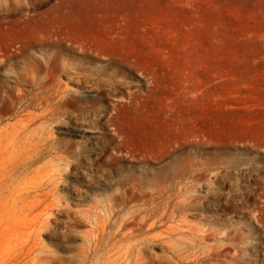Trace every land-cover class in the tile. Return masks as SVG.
<instances>
[{
    "label": "rangeland",
    "instance_id": "1",
    "mask_svg": "<svg viewBox=\"0 0 264 264\" xmlns=\"http://www.w3.org/2000/svg\"><path fill=\"white\" fill-rule=\"evenodd\" d=\"M105 1L0 0V135L40 111L20 97L74 98L54 128L72 164L39 209L0 213V264L35 243L39 264H131L114 233L158 186L174 218L149 233L141 264H264V0ZM125 18L148 69L117 72L106 46L83 41L81 25L108 32Z\"/></svg>",
    "mask_w": 264,
    "mask_h": 264
},
{
    "label": "bare ground",
    "instance_id": "2",
    "mask_svg": "<svg viewBox=\"0 0 264 264\" xmlns=\"http://www.w3.org/2000/svg\"><path fill=\"white\" fill-rule=\"evenodd\" d=\"M122 1L106 0L105 4L119 2L123 5L120 8L125 9L126 7L133 6L130 5L132 2H136L134 0ZM160 1L163 2L164 0ZM147 4L144 1L139 6L143 8ZM182 7L188 8L189 5L186 4ZM130 18L131 21L137 24L145 25L146 23V20L140 15L131 16ZM118 21H120L119 28L112 29L108 32H102V30H98L95 26L84 27L81 25L80 31L83 36V41L91 48H96L99 52L103 48L102 45L106 46L105 50H102L103 52L100 54L107 55L109 65L116 66L117 72L122 71L126 73L132 69H148L143 63L146 50L142 48L137 50L136 47L131 46L128 43L127 35L121 30L122 23H127L130 19L125 18ZM75 49H77L76 45L64 48V50L71 53H74L73 50ZM87 50H90V48ZM83 57L94 59L87 54V51L84 52ZM51 65L52 59L49 58L46 63V68H50ZM68 92L70 91H57L55 97H45L43 99L44 101L39 104L38 102L35 104L23 103L21 97L19 98V103L23 104L21 107L23 111H26L28 108H34L40 111L38 113L30 111L22 122L1 132L2 135L0 136H3L2 141L4 144L3 147H0L2 148V150L0 149L2 153L0 160V213L5 212L12 215L18 213V211L29 213L39 209L43 206L38 200L39 197H45V200L46 197H51L50 195L53 194V189L50 188V185L53 184L54 187H57L59 182H62L63 172L61 167L69 166L71 158L73 157L69 156L70 147L68 142L60 139L56 135L54 128L61 119L68 115L70 111L69 107L74 102V98ZM82 101L83 99L80 100V102ZM76 111L77 113L81 112L82 119L85 120L94 118L96 115L91 108L86 106H79ZM133 129L135 130V128ZM107 149H109V146L103 147V151ZM82 155L83 153H77L76 157ZM163 198L164 193L161 186H158L152 194L142 193L143 202L141 206L133 211L128 216V219L122 221L116 233H114V236H121L122 241L130 243L128 253H135L136 255V258L131 261V264H141L142 259L139 253L156 239L150 237L149 233L158 229L160 224L174 218V213L169 214L168 208L161 204ZM125 200L128 202L129 198L125 197ZM45 204L44 202V212L48 211L49 208L48 204H46L47 206ZM117 215H119V212L115 208H112L109 213V217H112V219L108 218L107 222H98L96 224L98 234L94 242L95 249L106 236L109 224ZM40 255L41 251L37 243L34 245L23 244L18 252L13 254L9 261L4 264H39L42 260ZM41 264H45V262Z\"/></svg>",
    "mask_w": 264,
    "mask_h": 264
}]
</instances>
